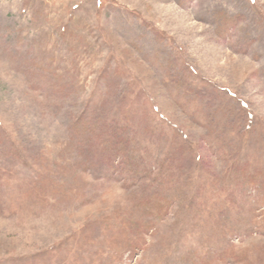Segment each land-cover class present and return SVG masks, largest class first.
Instances as JSON below:
<instances>
[{
  "label": "rangeland",
  "instance_id": "obj_1",
  "mask_svg": "<svg viewBox=\"0 0 264 264\" xmlns=\"http://www.w3.org/2000/svg\"><path fill=\"white\" fill-rule=\"evenodd\" d=\"M91 96L127 169L180 149L181 175L221 187L247 161L223 208L193 221L195 191L157 209L152 172L109 176L74 126ZM238 100L264 123V0H0V264H264V130L209 148L243 129Z\"/></svg>",
  "mask_w": 264,
  "mask_h": 264
},
{
  "label": "trees",
  "instance_id": "obj_2",
  "mask_svg": "<svg viewBox=\"0 0 264 264\" xmlns=\"http://www.w3.org/2000/svg\"><path fill=\"white\" fill-rule=\"evenodd\" d=\"M193 74V73H192ZM202 80V79H201ZM215 90L218 91L219 93L223 95H227L230 98L236 99V96L230 91L227 90L223 87L219 86H214ZM177 97V96H176ZM93 96H91L87 100V105L88 109H84L82 113L75 119L74 121V126L77 127V125H80L82 128L80 131L81 132H86L90 137H94L93 141L97 142L99 145L100 150L102 151V160L108 165L107 168L111 170L112 172H108V175L111 176L113 173H117V170H121L123 172L128 170V175L133 178V175L137 176H142L141 173H146L145 175H149L151 177V172H152V186L153 187H158L154 194H152L153 199L156 198L155 201H160L163 204H160L159 202L156 203L155 207L157 209H163L164 207L167 208L168 206L171 205L173 202L172 199L170 198H176L178 199H183V201L186 202L187 196H191L192 192H194V195L189 198L188 205L186 207L190 208L191 210V218L192 220L196 221L197 219H201L206 213V211H214L217 212V210H221L223 208L222 201L220 202L219 197H214L213 194L216 193L218 190L221 193L220 188L222 187V192L226 193L228 189L231 186V183H233L234 180H237L236 185H239L240 182V175L238 173L241 171L245 172V167L249 166V163L247 161H244L245 163H241L240 165L238 164H233L232 168L226 171L225 175L223 176L222 179V186H219L218 180L215 178H211L210 176H204V175H199V184H195V180L192 177V174L190 171L185 173L186 175H181L182 171H187L186 167L192 164V162H188L186 165L183 164V161L185 160L184 156V151L180 150V154L178 156H175L177 153L174 152L172 154H169L165 157L159 158L158 156L154 158V161L152 162V166L149 165H144L140 166V164L136 166L131 164L133 167L130 169H127L125 166L127 162H130L134 159V154L128 151L126 149V145L124 143H127V140L125 139L126 136L125 134H121L120 127H117L115 129H109L112 125V116L111 113H107L108 117H102L101 113L97 112H91L93 110ZM239 101V100H238ZM241 104V111L243 112V119H244V124H243V129L239 131L237 128L238 124L232 123L230 121H225V128L224 131H219L215 134L212 133L214 136V142L210 144V149L212 152L215 154H219L221 157H229L230 156V142L233 141V143L236 142V138H241L244 137V135H247L255 127H258L260 130H264V123L262 122L261 119H258L253 113H251L245 106V104L241 101H239ZM92 109L90 110L89 109ZM154 113L157 112L155 106H153ZM159 119L162 122H167L166 124L171 127L172 129H175L174 125H172L169 121L165 120L162 116L159 114L157 115ZM220 121V120H219ZM82 123H85L84 125ZM109 125V126H108ZM74 127L73 129L75 130ZM157 129L153 127L152 129V136L154 137L156 135ZM176 130V129H175ZM178 132V131H177ZM150 133V132H149ZM180 136V135H179ZM124 138V139H123ZM154 140H158L157 138H153ZM242 139V138H241ZM240 139V140H241ZM186 141V140H184ZM216 143V144H215ZM214 144V146H213ZM96 146V145H95ZM226 146V147H225ZM215 147L218 149L215 151ZM251 149V148H250ZM250 151L253 152L251 149ZM195 160L199 161V157L195 156V158L192 160L195 162ZM177 163L178 167L173 168L174 164ZM188 165V166H187ZM186 166V167H185ZM141 168L138 170V168ZM190 167V166H189ZM148 168V169H147ZM140 171L141 173H137L136 171ZM145 171V172H142ZM179 171V172H178ZM177 172V175H176ZM119 174V173H118ZM149 177V178H150ZM204 178V179H203ZM244 178V177H243ZM256 178H249L248 182L254 183ZM173 181H175V185L172 186ZM221 181V180H220ZM244 181V180H243ZM201 183V184H200ZM206 183V184H204ZM244 183V182H243ZM264 183V182H263ZM204 184V185H202ZM250 184V183H249ZM160 189V190H159ZM199 191V192H197ZM162 192V196L159 194ZM209 193V197H203L204 194ZM200 195V196H199ZM213 195V196H212ZM257 201H253V203H259V199L256 198ZM217 202V205H215L213 202ZM195 202V203H194ZM194 203V205L192 204ZM165 204V205H164ZM194 206V207H192ZM195 209V210H194ZM209 217L211 216L208 214ZM210 220V218H209ZM238 228V227H237ZM240 228V227H239ZM250 230L253 228L250 227Z\"/></svg>",
  "mask_w": 264,
  "mask_h": 264
}]
</instances>
